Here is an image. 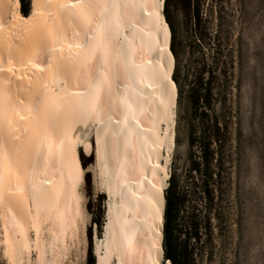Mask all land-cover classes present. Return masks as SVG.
Listing matches in <instances>:
<instances>
[{"label": "bare ground", "instance_id": "6f19581e", "mask_svg": "<svg viewBox=\"0 0 264 264\" xmlns=\"http://www.w3.org/2000/svg\"><path fill=\"white\" fill-rule=\"evenodd\" d=\"M162 9L163 0H33L21 20L12 0H0V230L7 264L27 263L32 249L46 264V255L57 257L75 235L79 145L94 152L107 197L95 264H163L176 90Z\"/></svg>", "mask_w": 264, "mask_h": 264}, {"label": "rangeland", "instance_id": "374dc122", "mask_svg": "<svg viewBox=\"0 0 264 264\" xmlns=\"http://www.w3.org/2000/svg\"><path fill=\"white\" fill-rule=\"evenodd\" d=\"M12 1L20 8L18 0ZM32 1L29 0L30 12L26 17L17 8L21 20L29 18ZM185 1L167 0L169 18L181 45L189 41L192 28ZM192 1L199 8L208 37L217 36L220 48L231 57L233 64L230 103L234 116V166L230 187L220 204L221 227L214 229L211 257L204 264H264V0ZM178 114L176 106L172 123L174 140ZM179 130V143L176 146L174 143L169 172L171 167L178 171L186 167V134L182 128ZM94 137L89 140L91 143ZM79 151L83 177L79 187L78 227L73 239L67 238L66 247L59 250L61 256L47 254L46 264H89L92 260L95 264L94 241L103 238L107 197L99 187L94 152L86 153L82 145ZM31 238H34L33 232ZM0 264H7L2 252L1 230ZM23 264H41L35 249Z\"/></svg>", "mask_w": 264, "mask_h": 264}, {"label": "trees", "instance_id": "16d2710c", "mask_svg": "<svg viewBox=\"0 0 264 264\" xmlns=\"http://www.w3.org/2000/svg\"><path fill=\"white\" fill-rule=\"evenodd\" d=\"M18 1L17 8L26 17L29 0ZM185 11L192 28L189 41L181 45L169 18L167 0L163 3L162 22L170 40L171 79L179 108L174 143L178 145L182 128L187 154L185 169L171 167L163 191L162 262L204 264L211 257L214 229L221 227L220 204L230 187L234 166L233 64L217 36L208 37L192 0L185 1ZM89 264H94L93 260Z\"/></svg>", "mask_w": 264, "mask_h": 264}]
</instances>
